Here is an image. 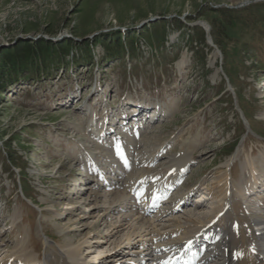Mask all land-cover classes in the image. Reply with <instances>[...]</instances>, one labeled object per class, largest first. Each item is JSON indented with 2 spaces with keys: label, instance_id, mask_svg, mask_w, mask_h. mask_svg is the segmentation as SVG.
Listing matches in <instances>:
<instances>
[{
  "label": "rangeland",
  "instance_id": "rangeland-1",
  "mask_svg": "<svg viewBox=\"0 0 264 264\" xmlns=\"http://www.w3.org/2000/svg\"><path fill=\"white\" fill-rule=\"evenodd\" d=\"M225 9L237 22H219ZM156 21L168 32L146 42L139 31ZM215 23L221 45L210 39ZM195 26L208 33L198 46L188 43ZM24 41L70 46L63 65L0 97V264H19L9 256L27 235L54 264L47 245L61 250L138 222L150 189H169L166 210L208 189L209 202L180 215L208 213L231 163L237 186L245 159L264 151V0H0V54ZM119 41L126 51L111 58L105 44ZM135 99L160 108L158 118L121 119ZM116 145L127 147V166ZM138 179L147 183L136 197Z\"/></svg>",
  "mask_w": 264,
  "mask_h": 264
},
{
  "label": "bare ground",
  "instance_id": "bare-ground-1",
  "mask_svg": "<svg viewBox=\"0 0 264 264\" xmlns=\"http://www.w3.org/2000/svg\"><path fill=\"white\" fill-rule=\"evenodd\" d=\"M143 108L136 115L143 114ZM118 114L121 119L124 118V114ZM117 119L120 122L121 119ZM231 165L229 173L219 179V204L210 212L202 214L193 211L184 214V217L180 214L190 206L178 214L174 208H164L158 216L146 218L145 212L140 211L136 214L138 222L114 226L104 235L96 236L99 239L86 237L82 242L66 243L61 250L47 245L54 264H87L93 247L100 250L99 254L105 252L106 258L108 253L114 256L103 260L104 264H169L173 261L183 264H264V151L258 159H245L243 178L237 186L231 180ZM203 192L206 196L210 195L209 202L211 191L204 189ZM180 200L189 203L190 196H183ZM28 239V235L27 240L22 238L18 249L9 257H18L21 264H53L46 260L43 263L36 251L29 249ZM137 245L139 248L135 247ZM142 259L147 260L143 262Z\"/></svg>",
  "mask_w": 264,
  "mask_h": 264
},
{
  "label": "trees",
  "instance_id": "trees-1",
  "mask_svg": "<svg viewBox=\"0 0 264 264\" xmlns=\"http://www.w3.org/2000/svg\"><path fill=\"white\" fill-rule=\"evenodd\" d=\"M216 12L221 10H215ZM223 16L219 17V22L223 24L232 25L237 22L236 19H231L232 14L227 9L223 10ZM221 13V12H220ZM226 17V18H225ZM233 18V17H232ZM225 20V21H224ZM168 23L165 21H156L149 26H145L142 33L144 40L159 42V39L164 38L168 32ZM218 24H213L211 36L216 44L221 45L220 36L224 33ZM191 29V28H190ZM193 33L198 34L196 38L190 35L189 45H199L205 43L207 33L200 26L193 27ZM109 41V40H108ZM105 43V42H104ZM129 48L127 50L133 51L136 46L135 36L129 39ZM69 42H20L11 48H7L0 54V97L5 94L6 90L12 89L21 81H30L33 78H40L49 71L51 67L63 65L65 62L61 60V54L69 49ZM110 57H117L124 54L126 49L123 48L122 42L119 41L116 47H111L105 44ZM194 49V47H193ZM129 55V54H128ZM66 65H69L67 63Z\"/></svg>",
  "mask_w": 264,
  "mask_h": 264
},
{
  "label": "water",
  "instance_id": "water-1",
  "mask_svg": "<svg viewBox=\"0 0 264 264\" xmlns=\"http://www.w3.org/2000/svg\"><path fill=\"white\" fill-rule=\"evenodd\" d=\"M154 19H156V18H154ZM153 20V19H152Z\"/></svg>",
  "mask_w": 264,
  "mask_h": 264
}]
</instances>
